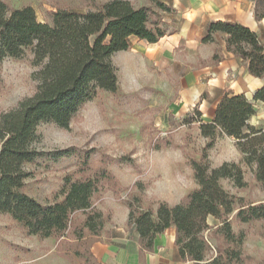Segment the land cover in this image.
Listing matches in <instances>:
<instances>
[{
    "label": "rangeland",
    "instance_id": "obj_1",
    "mask_svg": "<svg viewBox=\"0 0 264 264\" xmlns=\"http://www.w3.org/2000/svg\"><path fill=\"white\" fill-rule=\"evenodd\" d=\"M94 1L101 4L108 0ZM0 2L8 9L32 7L41 23H50L51 13L57 9H91L84 0ZM138 62L136 68L131 56L117 55L112 60L117 91H97L74 115L68 128L53 123L37 126L33 147L40 155L24 166L31 174L24 192L48 205L61 200L66 179H90L94 184L90 206L74 212L63 235L52 238L31 235L9 215L0 214V264H96L90 248L106 239L112 226L126 218L129 226L142 212L155 216L160 203L174 206L186 202L196 184L192 161H203L210 169L234 163L242 172L241 185L230 178L219 180L233 197L234 210L226 217L232 237L226 238L221 221L209 219L210 226L218 229L206 234L211 249L208 257L236 251L240 257L235 264H264V219L242 223L236 217L240 206L264 203V184L256 179L255 165L244 162L232 138L217 136L208 148L210 140L201 136L196 109L179 114L176 108L169 111L164 91L150 79V67ZM43 64L35 61L32 49L0 62V115L35 94ZM165 151L180 152L184 163L169 165L165 170L150 162L155 154ZM182 175L190 177L191 186L182 184ZM177 188L181 191L176 192ZM153 190L169 198L162 199L152 194ZM88 217L92 218L93 230L85 226Z\"/></svg>",
    "mask_w": 264,
    "mask_h": 264
},
{
    "label": "trees",
    "instance_id": "obj_2",
    "mask_svg": "<svg viewBox=\"0 0 264 264\" xmlns=\"http://www.w3.org/2000/svg\"><path fill=\"white\" fill-rule=\"evenodd\" d=\"M84 1L91 4V9H57L51 13L50 23L39 22L30 6L8 9L0 2V62L18 57L25 49H32L36 62H44L35 94L0 115V214L9 215L29 234L41 238L63 235L71 215L89 208L94 184L90 179H66L61 200L48 205L24 192L31 176L24 166L40 155L33 147L37 126L53 123L66 129L97 91L116 92L118 80L112 56L127 51L131 37L150 44L158 42L164 31L151 6L169 11L159 0H148L151 6L139 8L128 0L101 4ZM255 16L262 18L264 12L256 10ZM214 33L226 35L227 50L246 63L250 75L264 77V49L255 33L240 24L214 22L204 41H211ZM253 100L264 104V87ZM254 115L253 103L244 95L224 94L212 122L200 123L199 130L203 138L210 140L208 148L217 136L234 139L244 162L255 165L256 179L264 184V129L248 124ZM195 116L200 117V112L195 110ZM191 167L197 189L187 195L186 202L174 206L160 203L155 216L142 212L134 218L132 225L142 250L151 251L154 239L174 228V243L182 260L193 264H235L240 257L236 251L208 257L211 249L206 234L218 229L208 223L214 219L221 221L227 230L226 238L231 239L226 217L234 210L233 197L223 190L219 180L230 178L241 185V169L227 162L210 169L203 161H192ZM236 217L242 223L264 219V203L240 206ZM91 219L87 218L85 226L93 230Z\"/></svg>",
    "mask_w": 264,
    "mask_h": 264
},
{
    "label": "crops",
    "instance_id": "obj_3",
    "mask_svg": "<svg viewBox=\"0 0 264 264\" xmlns=\"http://www.w3.org/2000/svg\"><path fill=\"white\" fill-rule=\"evenodd\" d=\"M128 1L135 8L151 6ZM159 1L169 8L160 11L151 6L159 16L158 25L164 36L153 44L131 37L129 49L115 53L112 60L127 54L135 60L136 68L138 60L143 67L149 66L150 79L164 91L169 111L176 108L179 114L195 108L200 112L198 124L211 123L224 94L244 95L255 109L248 124L264 129V104L253 100L254 94L264 87V77L250 75L246 63L227 50L225 34L214 33L211 41H204L211 23H236L255 33L264 49V17L255 16L256 10L264 12V0ZM194 185L192 191L197 189ZM126 220L112 226L106 239L91 246L96 264H193L180 258L174 228L157 236L152 250L146 252L135 227L126 225Z\"/></svg>",
    "mask_w": 264,
    "mask_h": 264
},
{
    "label": "clouds",
    "instance_id": "obj_4",
    "mask_svg": "<svg viewBox=\"0 0 264 264\" xmlns=\"http://www.w3.org/2000/svg\"><path fill=\"white\" fill-rule=\"evenodd\" d=\"M9 106H11V105H9ZM150 162L153 165H157V166L167 170L169 165H172V164H177V165L178 164H183L184 163V159H183L182 154L180 152H178V151H176V152L165 151L163 153L155 154L152 157ZM181 179H182V184L183 185L191 186L192 181H191L189 176L182 175ZM175 191L179 192V191H181V189L177 188ZM152 194L158 195L162 199H168L169 198L167 195H165L164 193L159 192L158 190H153Z\"/></svg>",
    "mask_w": 264,
    "mask_h": 264
}]
</instances>
